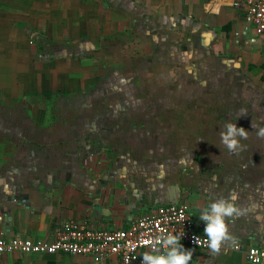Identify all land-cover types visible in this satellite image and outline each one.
Listing matches in <instances>:
<instances>
[{"label":"crops","instance_id":"1","mask_svg":"<svg viewBox=\"0 0 264 264\" xmlns=\"http://www.w3.org/2000/svg\"><path fill=\"white\" fill-rule=\"evenodd\" d=\"M185 53L191 63L182 73L196 69L205 84L226 87L219 97L226 110L209 115L214 128L201 139L207 145L193 147L190 157L168 141L185 131L171 123L185 119L182 99L148 95L160 86L154 75L172 71L171 62L183 64ZM182 79L176 84L186 85ZM202 88L208 87L198 81L192 89ZM195 93L194 110L215 101ZM168 120L170 128L163 124ZM227 123L247 131L246 139L238 137V153L215 139ZM261 128L264 35L234 0H0V232L6 239L49 240L69 219L125 228L166 203L186 204L203 233L200 211L236 192L244 214L226 219L234 239L217 255L184 247L193 250L190 264H252L248 247L264 248ZM0 264H116V258L96 263L88 255L13 252L0 254Z\"/></svg>","mask_w":264,"mask_h":264},{"label":"built area","instance_id":"2","mask_svg":"<svg viewBox=\"0 0 264 264\" xmlns=\"http://www.w3.org/2000/svg\"><path fill=\"white\" fill-rule=\"evenodd\" d=\"M234 6L243 10L244 18L264 35V0H234ZM254 40V39H252ZM183 232L180 243L208 251L207 237L197 228V221L184 203H166L134 218L125 228L93 227L86 221L69 219L55 227L49 240L29 238L6 239L0 232V254H69L88 255L94 262L115 257L116 264H141L142 255L151 251L145 241L155 243L163 234ZM161 252L164 249L157 244ZM232 249L238 250V245ZM246 259L252 264H264V248L252 245L246 250ZM132 258V259H129Z\"/></svg>","mask_w":264,"mask_h":264},{"label":"rangeland","instance_id":"3","mask_svg":"<svg viewBox=\"0 0 264 264\" xmlns=\"http://www.w3.org/2000/svg\"><path fill=\"white\" fill-rule=\"evenodd\" d=\"M1 44H4V41L1 40ZM8 43H6L7 45ZM6 45L4 47H6ZM187 54L185 53V58H184V63L181 64L179 63L177 65L178 62H171L172 64V71H170L169 73L167 72L165 76L160 77L159 75H154L153 78V82L156 81L157 84H159L160 86H156L154 85V89L150 90V93L148 94L149 96H152L153 98H167L169 100V102L172 101V99L169 98H174L176 100V98L182 99V102L184 103L185 109H183V115L185 116V119L181 120V121H174L171 123L174 124H178L181 123L183 125V127H185V131H179L177 130V134H174L171 137H169L168 141H169V146H171L173 143L174 144H178V145H182L184 147H186L188 149L187 154L189 153V157L192 155L193 152V147L198 146V144L200 145H207L206 142H204V140H201L204 138L205 136V140L209 139V136H207L209 133V131L211 130V128H214V126L212 127V125L214 124L213 121L209 120L208 117L210 114H219L222 111L226 110V106L223 107L225 104L223 103V101L221 102L219 97H223L225 96V90H222L220 88H224L226 89V87H223L222 84H220V81L217 84H213L214 82L212 80H208L206 81L207 84H205V82H203L204 78L202 77V71H200L199 73H197L196 69L193 71H186L185 73H182L183 71L181 70V67L185 68V65H189L191 62L188 61V58L186 57ZM177 65L179 67H176L175 69H179L180 72H176L177 74L173 73V66ZM181 73L184 75H186L185 79L181 78L182 75ZM73 78H78L79 75L77 73H73ZM199 75V76H198ZM178 78V79H177ZM184 81L186 85H184V83H182L181 85H177L176 81ZM225 79V78H222ZM200 82L202 87H208V88H202L201 91L199 89H196V91H194L192 88H194V84L197 82ZM155 83V84H156ZM200 85V84H199ZM214 85H217L214 86ZM156 86V87H155ZM9 92H11L12 90H8ZM74 93V89L72 90ZM77 91V90H76ZM200 91V92H199ZM213 91V92H212ZM215 91V92H214ZM217 91V92H216ZM149 92V90H147L145 92V96H147V93ZM196 92V93H195ZM206 92V93H203ZM211 92V93H209ZM61 91H58V94H61ZM194 93L196 96H198L197 99L199 98H203V99H208L209 101H212L211 97L215 98V101L210 104L208 106V101H204V103H202L201 106V110L199 111L198 109L193 108V106L190 105V103H192V98H194ZM10 94V93H9ZM218 97V98H217ZM192 100V101H191ZM202 100V99H201ZM225 101L227 102V99H225ZM182 103V105H183ZM155 106V105H154ZM190 107V109L187 108ZM157 107V106H156ZM162 107V106H161ZM223 107V109H222ZM160 109H156L155 112L158 113ZM200 115V120H198L196 117L197 115ZM170 116V115H169ZM170 123V121H166L163 122V124L167 125V128H170L171 126H169L168 124ZM163 127H165L163 125ZM200 137V139H199ZM217 141L219 140V142H221V138L220 135H216L215 138ZM160 140V139H159ZM200 140V141H199ZM220 143H218L219 145ZM191 153V154H190ZM209 154V152H208Z\"/></svg>","mask_w":264,"mask_h":264},{"label":"clouds","instance_id":"4","mask_svg":"<svg viewBox=\"0 0 264 264\" xmlns=\"http://www.w3.org/2000/svg\"><path fill=\"white\" fill-rule=\"evenodd\" d=\"M240 114H246L245 110L241 109ZM225 128L226 131L221 133L222 143L230 152L238 153L241 149L238 137L246 139L247 131L243 127H238L236 123H227ZM257 134L264 137V128L259 129ZM237 200V193L232 192L227 198L218 199L200 211L199 219L205 223L203 233L207 237V245L213 255L220 253L224 242L234 239L229 232L226 219L244 214V211L237 206ZM182 235L183 232L175 235L163 234L156 239L155 243L145 241L146 245L151 246V251L142 255L141 264H190L193 250L186 249L180 243ZM157 244L164 249L163 252L156 247Z\"/></svg>","mask_w":264,"mask_h":264}]
</instances>
